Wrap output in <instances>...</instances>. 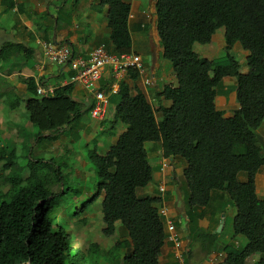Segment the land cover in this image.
<instances>
[{
    "label": "trees",
    "instance_id": "trees-1",
    "mask_svg": "<svg viewBox=\"0 0 264 264\" xmlns=\"http://www.w3.org/2000/svg\"><path fill=\"white\" fill-rule=\"evenodd\" d=\"M101 4L108 8L113 53H132L130 5L124 0ZM155 17L161 57L175 77L174 84L159 93L168 105L156 111L143 93L131 95L129 86L120 83L108 102L125 131L106 154H98L97 142L86 151L98 178L93 200L103 195L102 233L111 236L114 224H120L128 239L114 246L127 249L123 264H159L165 243L160 198H139L136 191L152 181L145 144L160 143L164 158L185 163L183 223L189 243L199 242L206 255L224 252L226 264H264V202L254 187V177L264 166L257 135L264 120V0H155ZM221 28L224 56H198L194 46L209 44ZM236 43L248 53L245 74L231 53ZM128 72L132 80L138 77L137 71ZM225 77L235 78L239 105L228 118L216 111L214 103ZM71 93L72 87L66 86L52 97L28 101V119L40 133L57 131L83 114L84 107L71 100ZM12 163L8 160L6 167ZM242 173L247 177L244 183L238 180ZM60 181L59 170L25 179L8 175V190L0 196V264H89L62 228L53 229L51 215L58 196L53 189ZM218 200L221 214L228 204L236 209L233 233L246 239L245 246L233 242L218 251L219 234L194 228ZM89 248L95 251L99 246ZM184 255L191 258L189 252Z\"/></svg>",
    "mask_w": 264,
    "mask_h": 264
},
{
    "label": "crops",
    "instance_id": "crops-1",
    "mask_svg": "<svg viewBox=\"0 0 264 264\" xmlns=\"http://www.w3.org/2000/svg\"><path fill=\"white\" fill-rule=\"evenodd\" d=\"M124 2L130 5L128 19L130 37L132 32H148V44L151 50L136 52L134 46L131 48L132 53L141 57L146 71L143 76L138 75L135 80H132L129 72L118 76L111 68H105L97 86L101 91L105 89L103 93L107 94L112 93L114 85L118 90L119 84L124 82L129 86L131 95H135L137 92L143 93L156 110L159 106L166 105V102L159 97V93L164 86L172 85L175 77L171 65L162 64L160 61L162 50L159 46L155 25V0H124ZM107 16L108 8L101 4V0H0V191L6 190L5 188L8 186L6 178L10 173H21L25 170L26 176L23 175V178H28L31 174H38V165L43 166L47 163L43 161L44 153L58 156L57 151H62L64 158L74 157L75 163L83 167L86 164L83 160L87 159L84 154H80L82 146L88 149L89 146L97 142V152L101 145V148L105 149L104 154H106L125 131V126L115 120L114 106L110 104L102 120L91 119L89 112L93 106L92 95L80 83L71 80L73 73L69 68L56 66L48 61L43 54V44H51L54 47L67 45L75 57L84 59L88 57L92 49L100 45H104L108 52H114L109 41L110 31L107 26ZM224 47V29L221 28L212 36L209 44L195 45L194 51L200 57L215 59L224 56ZM231 53L240 64V72L245 74L247 72L245 59L248 53L238 43L233 46ZM146 78L150 80V85L144 83ZM66 86L72 87L71 100L84 107L81 111L83 114L78 120H74L75 122L62 126L57 131L42 134L37 130V133L34 134L33 129L36 127L29 121L26 112L28 101L52 97L56 89ZM235 86V78L225 77L216 89L215 109L224 118L230 117L239 108ZM39 87L52 90L53 94L41 96L37 93ZM83 116L91 121L88 127L78 124ZM157 120L160 119L157 117ZM117 125H120V128L116 134L111 135L110 146L107 143H100L96 139L99 135L96 134L97 130L105 131L108 126V130H110ZM74 128H80V130ZM73 129L78 136H74V133L71 134ZM257 135L264 155V120L257 130ZM83 142L84 145H82ZM43 143H45L44 146H42ZM39 145L40 148L35 149ZM145 150L151 164L153 163L151 166L152 179L156 184L155 189L151 187L148 193L150 196L146 197H160L158 186H165L166 194L164 193L163 196L164 202L168 206V213L175 222L177 232L183 241L184 252H189L191 255L189 259L185 255V260L186 258L189 260L188 263H185L203 264L207 255L201 251L199 242L189 243L183 223L185 213L181 197L184 194L182 178L184 161L179 158H166L170 160L169 166L162 169L160 161L163 156L160 143H146ZM34 153L36 158L33 157ZM25 157L29 163L22 168L16 166L18 161ZM8 160L13 161L10 167H6ZM50 161V163L53 162ZM63 167H67V164H63ZM12 170L14 172H10ZM5 172H7L6 176ZM78 172L80 171L76 170L72 173ZM238 180L244 183L247 177L242 173L238 176ZM254 187L257 198L264 202V166L254 177ZM61 189L62 191L66 190L63 186ZM215 196L221 197L218 194ZM99 197L102 202L103 195L101 194ZM90 201H94L93 197L85 202ZM220 203L218 200L217 205L211 208V212L214 213L208 215L209 209L205 211L207 212L206 216L198 220L194 228L198 227L206 232L215 231L225 217L224 213L223 215L219 213L222 210ZM225 209L228 216L232 217L233 230L236 209L229 204ZM217 211L219 212L217 213ZM114 227V233L119 234V241L117 239L113 245L126 241L128 238L121 231L120 224L115 223ZM224 227L226 228V225L223 221L221 235ZM227 233L229 234L228 231ZM231 235L229 234V237ZM229 243H233V240L225 241V243H220L218 240V251ZM120 251L122 258L127 253V249L121 248ZM158 261L159 264H177L171 243L165 241ZM103 264L105 263L103 262Z\"/></svg>",
    "mask_w": 264,
    "mask_h": 264
},
{
    "label": "rangeland",
    "instance_id": "rangeland-1",
    "mask_svg": "<svg viewBox=\"0 0 264 264\" xmlns=\"http://www.w3.org/2000/svg\"><path fill=\"white\" fill-rule=\"evenodd\" d=\"M131 40H132V46H134L136 52H141V51L143 52V51L151 50L148 44V41H149L148 32H144V33L132 32ZM160 61L162 64L163 63L164 64L167 63L168 65L170 64L168 61L164 60L163 58ZM167 105L168 103L166 102V106ZM78 124H81V126L86 125V127H88V125L91 124V121L86 116H83L79 120ZM119 128H120V125H117L110 130H108L109 126L107 130L105 131L97 130L96 134H99V135L96 137V139L100 143H107L108 146H110V143L112 140L111 135L116 134ZM74 129L80 130V128H74ZM74 129L72 130L71 134L74 133ZM33 130H34V134L37 133L36 128H34ZM74 136H78V135L74 133ZM44 144L45 143H43L42 146H44ZM82 145H84V142ZM92 147L93 145L89 146V148H92ZM39 148H40V145L36 146L35 149H39ZM146 149H147V145H146ZM86 150H87V147L82 146L80 148V154H84L86 156ZM98 152L99 154L102 155L105 153V149L101 148V145H100L98 147ZM57 154L60 157L54 154L44 153L45 157H43L44 159L43 161L47 163L43 166L41 164L38 165L39 169L37 171L38 174L43 177L44 175L51 174V171L59 170L60 176H61L60 184L66 189L65 191H62L61 185H58L55 187V189H53V193L58 195L56 199L55 208L51 215L52 223L54 227L53 229L56 230L57 227L62 228L69 235L70 244L73 247L79 248L82 251H84L86 255V259L89 264H99V262L100 264H103V262L105 264H122L121 256H120L121 248L113 245L117 239L119 241V234L114 233L111 236H105L102 233V229L104 225L101 220V208H100L101 198L100 197L98 199L94 198V201L92 202L91 201L88 203L85 202L91 199L96 192V185L98 182L96 171L91 166V164L87 162V160H83V162H85L86 164L85 166L82 167L78 163H75L76 159L74 157L64 158V156H62L64 155L62 151L60 152L57 151ZM33 157L35 158L37 157L35 153L33 154ZM50 160L53 161L52 165L50 163L51 162ZM148 162L150 166H153V163L151 164L150 159H148ZM28 163L29 161L25 157L19 160L16 166L22 168V167H25ZM63 164H67V167H63ZM76 170L80 172L73 174L72 172L73 171L75 172ZM24 171H22L21 173H18V172H15V173H17L19 176L23 178V175L26 176V173H24ZM10 172H14V170ZM6 175H7V172H5V176ZM24 185L25 184L23 183L21 186H24ZM155 185L156 184L154 180L152 179V181L145 188H141L136 191L137 197L142 198V197L150 196L148 195V193L150 192L151 187H153L154 189L156 188ZM5 189L6 190L4 191L3 190L0 191V196L8 190V186ZM184 196L185 197L187 196L186 192L181 197L182 203H183ZM216 205L217 204L212 203V206L209 209L210 212L208 213V215H210L211 213H214V212H211V208H214ZM218 212L219 211H217V213ZM224 216L225 217H223L221 223H223L224 221L226 228L224 227L225 229H223L222 235H221V232L217 233L219 234L218 236L219 242L225 243V241L229 242L230 240L231 241L233 240V242L236 243L235 244L236 246H240V247L245 246L246 239L243 236L233 237L234 234L232 230V217L228 216L226 209L224 210ZM221 223L219 225H221ZM219 225L216 227L215 231L217 230ZM227 231L229 232V234H232L230 237ZM92 244H98L99 248L96 249L95 251L94 250L92 251L89 248L90 245ZM217 248H218V245H217Z\"/></svg>",
    "mask_w": 264,
    "mask_h": 264
},
{
    "label": "built area",
    "instance_id": "built-area-1",
    "mask_svg": "<svg viewBox=\"0 0 264 264\" xmlns=\"http://www.w3.org/2000/svg\"><path fill=\"white\" fill-rule=\"evenodd\" d=\"M44 56L51 63L58 67H67L73 73L71 80L80 83L83 88L88 91L93 97V106L89 112L90 118L93 120H102L109 105L108 97L110 94H115L117 86L114 85L112 93H103L98 89V82L105 68H111L112 71L121 76L133 69L138 75L143 76L146 69L142 59L135 53L116 54L108 52L104 45H100L92 49L86 59L75 57L69 46L63 45L54 47L51 44H43ZM146 85H150V80H144ZM37 93L41 96L52 95V90H45L39 87ZM170 160L162 158L160 167L165 169L169 166ZM160 192L161 204L158 209V214L162 219L165 241L172 244L173 256L177 264L185 263V252L182 246V239L177 232L175 222L168 213V206L164 202L165 186H158ZM236 244V243H235ZM226 255L224 252H212L207 255L203 264H226Z\"/></svg>",
    "mask_w": 264,
    "mask_h": 264
},
{
    "label": "water",
    "instance_id": "water-1",
    "mask_svg": "<svg viewBox=\"0 0 264 264\" xmlns=\"http://www.w3.org/2000/svg\"><path fill=\"white\" fill-rule=\"evenodd\" d=\"M221 228H222V223H221V225H219V227L217 228L216 232L219 233Z\"/></svg>",
    "mask_w": 264,
    "mask_h": 264
}]
</instances>
